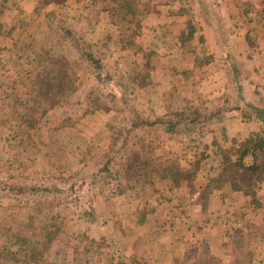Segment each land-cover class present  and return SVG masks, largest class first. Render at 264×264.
<instances>
[{
    "label": "rangeland",
    "instance_id": "rangeland-1",
    "mask_svg": "<svg viewBox=\"0 0 264 264\" xmlns=\"http://www.w3.org/2000/svg\"><path fill=\"white\" fill-rule=\"evenodd\" d=\"M0 2V226L11 227L6 238L0 232V247L33 223H63L71 244L56 239L45 264H110L112 255L115 264H191L204 254L218 264H264V181L255 205L229 185L203 191L219 173L222 151L253 134L264 139V0H151L140 7L147 15L134 39L142 51L127 45L131 29L119 42L92 0ZM190 24L194 35L182 42ZM66 29L101 62L81 57ZM202 56L213 62L196 65ZM135 63L148 65L146 88L131 80ZM56 80L66 84L59 103L42 101L50 107L42 123L17 126L26 105ZM94 100L100 110L90 115ZM193 111L199 120L171 133L141 127ZM132 125L140 128L120 140L124 151H152L158 166L198 161L194 186L149 171L130 184L118 165L111 169L121 182L99 175L96 161L114 130ZM18 186H56L54 196L71 206L21 195ZM8 251L1 264H19L15 248Z\"/></svg>",
    "mask_w": 264,
    "mask_h": 264
},
{
    "label": "trees",
    "instance_id": "trees-1",
    "mask_svg": "<svg viewBox=\"0 0 264 264\" xmlns=\"http://www.w3.org/2000/svg\"><path fill=\"white\" fill-rule=\"evenodd\" d=\"M64 0H40L41 5L46 4H59ZM104 2V5L98 7V2ZM151 2V0H92V4L94 8L98 11V14H105L106 17L110 18L112 21V25L114 26V31L119 32V42H121L122 36H126L123 34L124 32H129V29L132 31L129 32L128 37V46L134 48L136 51H142L141 48H138L135 43V37L139 34V31L142 28V18L146 17L145 11H141V5H147ZM2 4V2H0ZM38 10V8H37ZM50 15V14H48ZM145 15V16H144ZM4 29V25L0 23V31ZM66 35L72 39L73 45L76 46L77 50H79L81 57H83L86 61L92 63H100L99 59H96L94 53L90 51V48L83 49V44L75 39V35L72 31L66 29ZM121 33V34H120ZM185 35L183 32L180 36V40L183 42L184 40L191 39L194 35L193 26L189 25L188 33ZM201 39V38H200ZM199 39V40H200ZM117 42V41H116ZM85 46V45H84ZM145 57V55H144ZM195 64H199L200 66L210 64L213 62V58L211 56H202L195 58ZM148 65L145 63H135L132 68L131 80L132 82L139 88H146L148 86L149 81V73L147 72ZM55 82V81H54ZM49 85L44 87V90L47 93L44 95L37 94L35 101L32 99V103L30 105H26V109L24 114L20 115V118L17 119V126H26L28 128H34L38 124L42 123V120L50 107H42L39 103L42 101L48 102L49 106L59 103L60 93L65 89V83L61 80H56V83L53 84V81H49ZM49 90H55L51 95L48 93ZM53 107V106H52ZM51 107V108H52ZM99 103L94 100V105L92 106V110L88 113L94 114L100 110ZM37 108H41L36 111ZM46 108V109H44ZM27 109L30 113H27ZM172 119H156V121L149 122L144 121L141 123V127H154L156 125H164L166 126V131L171 133L174 131V128L179 124H195L200 117V114L196 111L186 112V113H178L176 115L170 116ZM70 120V119H69ZM140 128L138 125H132L127 131L114 130V133L111 136V142L107 149L98 157L96 161V165L99 166L97 173L100 175H104L105 177H111L115 179L116 174L113 175L112 166L118 165L120 169L118 170V176L121 171H124V175L128 180V183L132 184L136 179V182H139L140 178L145 175L148 171L160 179L171 180L173 183L187 182L188 186L193 187L194 181L196 179V175L200 169V163L198 161L189 163V167H184L177 160H167L163 165H159L156 163V160L152 156V151L144 150L143 148L138 147H126L125 151L123 150V144H120V140L122 138H126L131 131L134 129ZM124 141V140H123ZM236 148V150H235ZM123 150V151H122ZM234 150L231 154L229 151ZM229 151H222V159L220 160L219 173L209 179L203 191L211 193L213 190L221 189L224 185H229L233 191L243 190V193L246 197L251 199V204L255 205L258 203L256 197L255 188L258 183L264 181V163L258 162V153L264 151V139L258 135H250L246 137L243 141H240L239 144H233L232 148ZM216 155H220L216 153ZM251 156L253 158V163L251 165L245 164L244 160L246 157ZM235 158V159H232ZM119 160V161H118ZM120 164V165H119ZM123 176V175H121ZM118 177H116L117 179ZM121 182V179H117ZM141 182V180H140ZM77 185L70 186L69 189L74 190ZM17 193L21 195H37L39 193H43L41 198H45L46 202L53 203L57 202L58 207H70L72 202L68 201H60V198L54 196L57 191L56 186L49 188H42L36 186H18L16 187ZM64 192V191H63ZM61 192V193H63ZM42 209H40L41 211ZM83 215H91L89 211L83 212ZM53 216V215H52ZM50 215V220L53 219ZM49 217V216H48ZM30 227V228H29ZM28 227L26 233L23 231L19 235H12V239L14 237L13 242L7 243L9 247L6 248L9 250L6 254L10 253L11 248H15L16 255H19V264H45L44 255L48 250L50 245L58 239L60 236L61 241H64L68 244H71V240L73 236L67 235L63 233V223L59 226H53L52 224H46V222L37 224L33 223ZM2 231V238H6L8 236L11 227L0 226V232ZM6 248L0 247V264L2 257L5 255ZM74 252L78 255V249L74 246ZM114 256L112 255L109 259L110 264H115ZM99 260V259H98ZM102 261V260H101ZM195 261V263H194ZM191 264H218L215 259L205 256L202 258H195V260ZM136 262V261H134ZM105 264V262L103 263ZM141 264V263H134Z\"/></svg>",
    "mask_w": 264,
    "mask_h": 264
}]
</instances>
